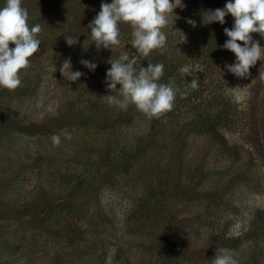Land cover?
Returning a JSON list of instances; mask_svg holds the SVG:
<instances>
[{"label": "trees", "instance_id": "1", "mask_svg": "<svg viewBox=\"0 0 264 264\" xmlns=\"http://www.w3.org/2000/svg\"><path fill=\"white\" fill-rule=\"evenodd\" d=\"M112 2L22 0L29 18L38 17L47 28L44 43L68 46L64 36L79 38L67 59L72 71L84 75L77 82L68 81L59 71L64 60L57 57L59 60L47 62L46 54L55 51L53 46L40 47L30 58V66L22 70L21 86L15 90L0 88L6 92V98H0V115L16 122L10 130L0 132V152L6 150V154L7 151L11 154L7 167L1 166L0 183H5L3 190L11 188L15 195V199H9L12 196L7 194V204L0 201V264H105L111 245L118 256H129L128 263L129 254L141 250L155 257L154 247L160 243L164 249L170 243L190 254L192 237L184 229H173V223L183 218L173 210L180 197L181 182L169 177L170 162L178 154L181 157L185 150L193 152L188 147L193 138H204L219 157L216 168L227 164L235 169L237 162L242 163L243 147L230 142L227 136L230 132L240 133L247 141L245 144L258 153L264 152L260 84L254 86V91L258 89L257 98L248 109H240L226 92L227 86L250 80L257 72L252 67L248 78L238 79L227 70L226 65L234 64L236 56L223 48L229 39L224 29L234 26V17L227 15L223 25L201 22L204 12L223 9L229 0H182L162 29L167 37L165 46L147 57L132 47V28L126 23L119 25L121 43L113 51L96 48L88 25L100 12L101 3ZM4 4L5 0H0V7ZM252 37L258 41L257 33ZM87 48L136 56L137 64L144 68L149 63L163 64L164 72L158 82L174 81L180 89L172 110L151 116L132 104L127 109L110 106L101 97L110 94L105 81L111 65L85 58L79 50ZM81 60L95 63L96 70L84 67ZM197 64L203 72L195 68ZM186 65L192 66L193 76L180 73L179 69ZM193 78L198 81L194 90L186 86ZM254 78L261 82L263 77L254 75ZM120 87L117 85V90ZM184 92L187 94L182 96ZM77 120L84 121L76 125ZM141 122L143 128L140 126L141 130L131 135L123 129ZM61 130H67L72 138L61 136L60 145L55 146L51 137ZM138 167L143 175L137 174L141 179L134 185L124 179L106 177L136 174ZM245 167L236 169L244 174ZM234 169H226L221 177L238 179ZM7 173L11 174L8 177L18 175L6 181L2 178ZM45 175L50 179H41ZM245 199L241 194L228 197L223 193L219 202L216 198L214 207H203L198 228L202 226L207 231H197L200 256L190 254L187 264H212L216 249H228L238 257L243 246L250 251L248 258H237L239 264H264V210L257 208L240 219L242 233L237 236L228 231L232 224L229 219L225 225H219L221 201L230 209H226L229 218L231 212L243 214L247 208ZM137 218L138 222L143 219L155 222L158 229L152 231L153 236L147 231L140 235L139 230H123L128 220ZM207 250L211 252L209 255ZM159 256L158 261H162L169 257V252Z\"/></svg>", "mask_w": 264, "mask_h": 264}, {"label": "clouds", "instance_id": "2", "mask_svg": "<svg viewBox=\"0 0 264 264\" xmlns=\"http://www.w3.org/2000/svg\"><path fill=\"white\" fill-rule=\"evenodd\" d=\"M181 3L182 0H113L111 4L101 3L100 12L88 25L91 39L98 50L102 47L113 51L121 43L119 25L126 23L132 28V47L138 54L147 57L153 50L165 46L167 37L162 29L168 24L170 14ZM229 14L234 17V26L224 29L229 39L223 48L234 53L236 61L226 67L238 79H246L257 61L264 60V47L252 37L253 33H258L264 38V0H229L223 9L204 12L201 22L203 25L214 22L223 25ZM41 32V24H29V13L22 6V0H5L4 6L0 7V88L15 90L21 86L22 70L30 66V58L40 50L42 40L38 34ZM64 38L69 47L79 42V38L73 35ZM238 42H242L243 46ZM10 44L15 47L10 48ZM80 63L93 72L97 68L95 63L88 60H81ZM107 63L111 67L106 73L105 84L110 94L101 98L110 106L127 109L132 104L151 116L172 110L180 89L174 81L167 84L158 82L164 72L163 64L149 63L144 68L137 64L136 56L130 58L126 55L112 57ZM195 68L203 72L201 65L197 64ZM262 69L264 67L260 73ZM59 71L71 82L79 81L84 75L80 71H72L70 59L64 60ZM179 71L185 77L193 76L191 65L183 66ZM117 85L121 86L119 90ZM186 86L197 89L198 81L193 78L191 83L186 82ZM246 88L227 86L226 92L231 93L235 102H239ZM186 94L181 93L182 96ZM61 136L68 140L72 138L67 130H61L60 134L51 137L55 146L60 145ZM211 261L212 264H239L236 256L228 249H216ZM108 264H111V257Z\"/></svg>", "mask_w": 264, "mask_h": 264}, {"label": "rangeland", "instance_id": "3", "mask_svg": "<svg viewBox=\"0 0 264 264\" xmlns=\"http://www.w3.org/2000/svg\"><path fill=\"white\" fill-rule=\"evenodd\" d=\"M37 23L42 25V32L39 36L41 40L43 39L41 48L45 49L47 46H53V48L55 49L53 53L46 54V56H48L47 62L53 63V61L58 58L61 60L67 59L71 53L70 50H72V48L75 47L71 48L62 45L61 46L51 45L49 41L47 43H44L45 36H47L48 34L47 28L39 20L38 17L32 16L29 18L30 25H35ZM257 39L261 47H264V38H262L258 33H257ZM10 46L11 48L15 47L14 44H10ZM79 52L85 58L95 59L97 61L103 62L104 64H108L107 61L112 57L117 58L122 56L115 52L95 51L91 48H87L84 50L80 49ZM262 67H264V60L257 61V64L253 67V71L257 70V72L253 74L252 79L250 80L246 79L245 81H237L230 86L231 88H234L236 86H240L243 88L247 86V88L244 89V91L241 93L243 99L239 102H235V104L238 105L240 109L243 108L248 109L251 106L253 107L254 101L257 98L255 96V92L258 90L257 89L254 91V86H256V84H260V90H259L260 96L258 97V100H259V105L262 107L261 111L264 110V69H262L260 73V69ZM254 75L263 77L261 82H257V80H255L254 78ZM5 95L6 92L3 93L0 91L1 99L6 98ZM32 100H36V99H32ZM25 101L26 100H23V102ZM23 105L27 109V105L25 103H23ZM13 106H14L13 109L15 110L18 108V102H16V98L13 102ZM260 106H258V109ZM24 110L25 109H23L19 117L23 115ZM8 118L7 115H0V132H3V130L8 131L16 124V122H12L11 119ZM83 121L84 120H80V121L77 120L76 125L77 124L82 125ZM143 124L144 123L142 122L140 124L135 123V126H129L123 129L124 131H127L128 135H131L133 132L135 133L137 131H140L143 128ZM81 125L79 126L80 127L79 130L82 129ZM140 126L141 129H138L140 128ZM227 136L231 143H236L240 147H243V150L241 151L243 157L242 163L237 162L235 166L236 168H241V167H245V164L247 163L248 166L245 167L244 174H242V172H240L236 168L234 169L233 167L234 165L231 166L227 164H222L221 167L222 169L216 168L217 166L215 164L217 163L219 157L217 156L215 150L210 148L211 145L207 144L204 138H199V139L193 138L190 141V144H188V147L191 148L193 152H189L185 150L181 157L180 154H178L176 158H174V161L170 162L171 167L167 171L168 173H170L169 175L170 178H174V181L176 182L178 181V179H180L181 182V186L179 188L180 197L177 200L178 203L173 205V210L177 211L179 214V218H183V219L176 220L175 223H173L174 226L173 229H178V230L184 229V231H187L189 235L192 237V244L189 246V251L193 249V252L192 251L189 252L191 256L192 255L200 256L201 247L199 245V237L197 231L199 229L198 217L200 213L203 211V207L204 206L214 207V205L216 204V198H217V202H219V197H221L223 193H226L228 197H231V195L237 196L238 194H241L246 198L245 199L246 202L244 206L245 208L246 207L247 208L246 210H243V214L239 216L238 214L235 215L234 213L231 212L229 218H227L228 212H226V209L228 211H230V209L226 207V202L221 201V204L222 203L223 204L220 205L219 208L220 210V214L218 215L220 216L219 225H225L224 223H226L227 220L229 219L232 224L230 223L231 225L228 228V231L232 235L237 236L242 233L243 222H241L240 219L242 220L243 217H246L250 211L254 212L257 208L264 210V152L258 153L257 151L254 150V148L251 147L250 144L248 143L245 144L247 141L244 140L243 136L238 132H230L227 134ZM203 146H205V148L203 151L200 152L199 150ZM5 151L4 153L0 152V160L1 161L3 160L2 162L0 161V175H1V171H3L1 169V166L7 167V163H9L10 161L9 155L11 154H9L8 151L6 154ZM140 169L141 168H139L138 171H136V174L131 173L130 175H124L119 173L117 178L108 174L106 177H111L110 179H124L132 183V185H134V183H137V179H141L140 177H137V174L140 173L141 175H143ZM226 169L229 170L234 169L239 175L237 176L238 179H224L223 178L224 176L221 177L222 173H226ZM111 170L110 173H112ZM113 171H115V168ZM8 173L2 179H6L7 181L10 178L14 179V177L18 175L16 174L8 177V175H11ZM41 179H50V178L45 175V177ZM153 179H158V177H154ZM122 181L120 182V184L122 183ZM227 181L228 184L226 185ZM3 185H5V183L1 182L0 201L7 204V194L12 196L9 199H15V195L13 193L14 191L11 188L6 187V190H3L2 188ZM203 196L206 197L203 199ZM241 205L242 204H240V206ZM138 219L139 218L128 220L130 222L126 223L125 226L124 225L122 226L123 230H128V229L139 230L138 233H140V235H142L143 231H147L150 236H153L152 231L155 230L156 228L158 229V226L155 224V222L149 223V220L144 221V219L138 222L137 221ZM199 230L201 232L207 231V229L202 226H200ZM112 242L115 243V238H113ZM146 242L148 243V241ZM159 242L160 240L158 241V243ZM160 244L154 247L155 253H157L155 257H151L149 252H147L148 254L143 253L144 252L143 250L137 253L134 252L130 253L129 254L131 256L130 263H128L127 261L129 257L128 255H124L122 257L118 256L116 248L114 249L113 247L114 245H111L109 247L110 250L109 256L105 264H108L109 257H111V264H163V262H166L167 264H187L188 257L190 254L183 251L182 252L179 251L174 247V245H170V243L168 245V249L167 247L164 249L163 248L164 245L162 246ZM198 247L199 249L195 251L196 248ZM243 247L244 248H242L239 252V256L236 258L238 259L248 258L250 250L245 246ZM167 252H169V257L165 259L166 257L165 256L162 261L161 260L158 261L160 259L159 255L160 254L167 255ZM207 252L208 255L211 253L210 250H207Z\"/></svg>", "mask_w": 264, "mask_h": 264}]
</instances>
